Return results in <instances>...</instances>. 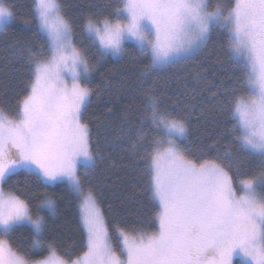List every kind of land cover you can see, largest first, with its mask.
Here are the masks:
<instances>
[{"label": "snow or ice", "instance_id": "1", "mask_svg": "<svg viewBox=\"0 0 264 264\" xmlns=\"http://www.w3.org/2000/svg\"><path fill=\"white\" fill-rule=\"evenodd\" d=\"M15 19L16 5L0 0V36ZM22 23L32 35L10 50L27 79L14 105L0 103V264H264V0H29ZM213 33L227 37L233 71L211 84L214 115L205 117L195 87L173 99L149 77L192 58ZM129 38L148 60L135 89L143 102L121 116L115 141L130 169L142 162L126 199L145 195L152 211L131 227L114 216L110 228L90 182L102 155L84 113L108 89L91 87L92 73L107 56L122 58ZM193 118L208 119L217 135L193 145ZM21 173L65 191L41 198L12 180ZM65 195L78 202L82 238L61 254L48 217ZM17 232L28 235L13 239ZM38 252L46 255L28 258Z\"/></svg>", "mask_w": 264, "mask_h": 264}, {"label": "trees", "instance_id": "2", "mask_svg": "<svg viewBox=\"0 0 264 264\" xmlns=\"http://www.w3.org/2000/svg\"><path fill=\"white\" fill-rule=\"evenodd\" d=\"M9 2V0H5ZM16 5L17 19H15L7 28V35L0 36V103L7 104L9 107L15 104V97L22 92L27 75L23 73L21 65L17 62L15 56L10 50V46L17 40L26 41L31 37L32 30L26 28L22 20L28 15L29 0H11ZM85 0H66L69 5L83 4ZM73 16L78 15L75 7L69 9ZM75 39L77 43L82 39L79 28L76 30ZM227 47V37L213 33L207 44L194 53L193 57L179 62L176 65H170L161 69L154 70L149 79L158 80L157 87L161 92L177 98V94L185 90L196 88L197 96L193 103L197 106L203 105L205 108V117L214 115V101L208 90L213 83H219L224 79L227 83V76L232 73L228 62L225 49ZM123 57L107 56L102 61L96 71L92 73L91 87L103 86V82H108L107 91L94 94L84 113V118L89 121L92 129L93 140L99 139L101 147V159H97L96 167L90 172V182L98 193V202L104 211L106 219L110 222L114 216L123 218L126 226L131 227L138 219H146L152 211V204L145 195L138 196L135 202H129L126 199L133 190V183L139 179V173L142 169V162L137 169H130L129 164L132 157L124 148V143L115 141L117 128L120 125V118L129 110L139 109L142 105V99L139 91L135 90L138 85L139 73L148 63L143 57H137V48L129 43H125ZM89 57L97 55L95 49H90ZM130 57H137L135 59ZM27 57L25 56V59ZM218 61H223V65ZM90 62L94 63V60ZM238 72V70H236ZM197 74L203 79L198 81ZM108 107L112 112L105 115ZM213 137L217 132L213 130L209 120L202 118L199 122L193 118L190 140L193 145H198L203 139L204 143L210 142L208 136ZM110 137L113 142L105 143L104 136ZM227 138L221 141L225 143ZM81 169V174H83ZM13 181L18 180L20 186L27 184L28 191L40 195L47 192L49 195L55 193L59 197L64 191V186L57 188L49 187L45 189L39 185L34 176H26L21 173L14 176ZM9 181L4 185L5 191L11 190ZM70 201V202H69ZM36 201H33L32 212L36 215ZM109 205L111 211H109ZM42 215L47 213L42 212ZM78 202L69 196L64 199H57V214L55 217H48L50 231L48 235L56 237L62 248L67 247L73 242L79 243L81 240V227ZM27 232H17L13 239H24ZM115 244V237H113ZM83 249L77 248L73 256L80 254ZM119 251V249H117ZM46 253L38 252L30 255L32 259L42 258ZM234 264H239L236 258Z\"/></svg>", "mask_w": 264, "mask_h": 264}, {"label": "rangeland", "instance_id": "3", "mask_svg": "<svg viewBox=\"0 0 264 264\" xmlns=\"http://www.w3.org/2000/svg\"><path fill=\"white\" fill-rule=\"evenodd\" d=\"M213 3H215V0H213ZM126 42H129V43L133 44V45L136 47V42H135V40L129 38L127 41L124 42V46H125V43H126ZM112 57H114V56H112ZM82 171H84V170H82ZM78 207H79V206H78ZM28 258H30V257H28ZM236 258L239 259V262L243 259L242 257H236ZM236 258H234V262H235ZM30 259H32V258H30Z\"/></svg>", "mask_w": 264, "mask_h": 264}]
</instances>
